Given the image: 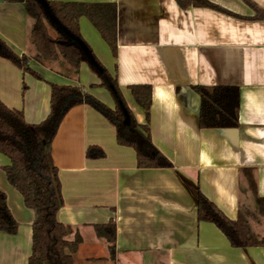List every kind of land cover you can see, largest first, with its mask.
<instances>
[{
	"label": "crops",
	"instance_id": "obj_1",
	"mask_svg": "<svg viewBox=\"0 0 264 264\" xmlns=\"http://www.w3.org/2000/svg\"><path fill=\"white\" fill-rule=\"evenodd\" d=\"M48 1L116 4V57L86 17L79 21L81 34L117 74L142 124L145 116L127 87L152 86V141L173 164L138 168L135 151L119 145L114 125L88 105L65 115L52 156L64 201L58 219L82 238L75 264H264V247L233 248L214 225L199 222L195 196L199 189L233 220L242 208L257 207L256 198L264 199V20L254 19L256 12L243 0H208L223 10L182 8L176 0ZM250 1L264 12V0ZM32 27L24 4L0 0V39L16 55L30 58V68L43 77L0 57V100L6 106L23 111L28 124L40 123L50 112L51 84H57L83 87L114 108L106 89L91 88L99 79L87 65L77 71L63 59L33 60ZM197 86L237 87L238 127L201 129ZM90 146L100 147L105 157L89 159ZM8 164L0 154V191L19 229L0 233V264H29L35 212L8 183L3 170ZM112 221L114 259L94 229Z\"/></svg>",
	"mask_w": 264,
	"mask_h": 264
},
{
	"label": "trees",
	"instance_id": "obj_2",
	"mask_svg": "<svg viewBox=\"0 0 264 264\" xmlns=\"http://www.w3.org/2000/svg\"><path fill=\"white\" fill-rule=\"evenodd\" d=\"M22 3L33 20L31 42L37 54L33 60L63 59L79 71L87 65L99 83L91 88L106 89L114 101L108 107L83 87L51 84L50 112L40 123L28 124L23 111L9 108L0 100V154L9 164L3 168L8 183L22 196L26 208L35 212L32 225V253L29 264H75L74 255L82 238L69 225L61 223L58 214L63 207V194L58 169L53 162L52 145L65 115L74 107L88 105L103 115L116 129L117 143L136 153L138 168H171V161L153 144L150 129V110L153 88L148 84L127 87L134 103L142 110L145 122L139 123L119 86L117 74H112L98 59L81 34L79 21L86 17L99 31L114 57L117 56V6L115 3H63L48 0H3ZM182 8L190 6L223 10L208 0H176ZM264 20V12L250 0H243ZM0 57L30 73L38 80L30 58L16 55L0 39ZM26 87H24L25 89ZM193 91L200 97L201 129L236 128L239 125V89L237 87L197 86ZM89 159H102L105 152L98 146L86 151ZM251 191L256 185L251 172H246ZM197 219L214 225L233 248L264 247V238L250 226L251 210L242 208L236 220L230 219L199 189L195 191ZM259 212L264 215V199L256 198ZM19 226L8 205L7 196L0 191V233L14 235ZM98 238L109 244L110 257H115L116 224L95 225ZM73 235L72 239L69 237Z\"/></svg>",
	"mask_w": 264,
	"mask_h": 264
},
{
	"label": "rangeland",
	"instance_id": "obj_3",
	"mask_svg": "<svg viewBox=\"0 0 264 264\" xmlns=\"http://www.w3.org/2000/svg\"><path fill=\"white\" fill-rule=\"evenodd\" d=\"M249 210L254 214L252 217H249V220L252 221L253 228L261 235H264V215L259 212L258 207H253Z\"/></svg>",
	"mask_w": 264,
	"mask_h": 264
}]
</instances>
